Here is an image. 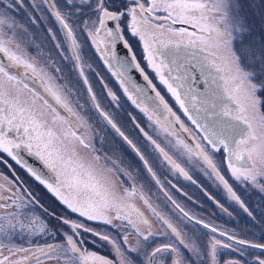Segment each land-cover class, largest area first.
Returning <instances> with one entry per match:
<instances>
[{
	"label": "snow or ice",
	"instance_id": "snow-or-ice-1",
	"mask_svg": "<svg viewBox=\"0 0 264 264\" xmlns=\"http://www.w3.org/2000/svg\"><path fill=\"white\" fill-rule=\"evenodd\" d=\"M66 4L74 7L77 12L90 11L95 17L94 19L89 17L84 21L87 37L96 51L101 54V59L110 66V70L112 65L120 69L118 75L116 72H113V75H117L128 99L144 113L149 122L167 136L176 138L173 146L182 150L181 155H186L189 161L195 160L197 164H202L206 171L210 169L208 174L215 176L230 197L240 203L242 208L243 203L221 175L213 159L215 152L223 150L226 153L227 168L232 177L264 193V156H260L256 145L249 146L254 141L264 142V135L258 137L254 123L258 121L259 126L264 128L262 101L257 95L264 90V48L249 47L239 54L232 48V42L237 34L243 36L248 31L247 21L241 15L240 0H143V2L142 0H66ZM11 7L12 5L9 4L8 8ZM50 8L54 10L55 18L62 26L64 43L67 45V51L71 53L65 55L61 52V55L67 60L75 61L73 67L78 69L83 83L88 85L89 81L84 72V68L88 65L83 62L81 45L73 29L66 22L65 15L57 10V5L52 3ZM208 13L212 14L211 19L216 21L215 25L207 23ZM125 18H129L126 27L131 36L137 37L142 42L145 60L159 83L165 86L183 115L195 126L196 134L192 143H187L182 138L181 133H188L189 128L152 85V81L136 62L135 54L131 55V60L116 55L114 49L118 41H123L124 47L132 53L131 46L122 34L121 22ZM108 21L115 23L114 29L108 27ZM176 24L190 25L194 31L188 32L183 27L174 28L173 25ZM17 29H23V25L18 24L5 13H0V153H6L17 164L22 163L18 156L22 147L35 155L55 173L56 182L50 183L36 171L31 169L30 171L67 209L87 221L110 226L118 235L120 233L123 235L117 238L106 230L97 231L83 223L61 218L62 223L70 227V232L62 233V242L46 243L34 249L17 246L11 242L15 236L39 235L47 233L48 229L38 216L21 211L26 207L24 197L12 192L7 198L12 200L11 205L0 203V208H16V211L0 216V264H26L33 257L35 264H44L42 257L59 261L60 264H157L158 260L163 262L165 256L172 260V264H220L221 249L238 253L239 257L243 258L229 257L224 260V264H264V243L239 239L197 219L195 220L197 224L203 223V227L212 233L218 232L219 236L227 237V241H232L228 243L212 236L202 247L196 238L188 237L152 207L142 186L137 188L133 183L120 192L115 182L111 181L103 170L97 169L91 163L85 164L79 159L67 156L68 150L64 141L68 140L69 136L78 140L83 147L93 148L95 151L85 139V134L91 131V125L82 114L83 106L78 100H73L75 95L73 88L68 83H55L63 77L54 75L53 71L60 73L61 69L54 63H45L38 68L36 58L29 59L26 50L21 51L22 45L16 36ZM204 33L208 35L204 36ZM52 39L55 40L56 37L53 36ZM56 47L61 48L62 45L57 43ZM211 47L228 48L231 54L228 71L231 76L224 82L225 87L219 104H214L213 111L209 112L206 101L196 96L187 84L188 76L184 69L187 56L197 59L200 52H205L207 54L202 58L204 71L209 75L212 70L222 71L216 63L218 58L216 53L209 51ZM192 49L197 51L193 52ZM133 67L141 72L148 85L152 87V91L156 93L155 99L147 97L151 101L150 105L146 106L144 103L145 90L133 83L128 76V72ZM29 81L38 83L42 90L33 87ZM230 83L232 87L227 86ZM25 90L31 93L32 105L21 102L20 97ZM87 91L93 107L131 145L132 142L120 132L107 113L100 109L90 85ZM108 95L112 101H117L118 98L114 93L109 91ZM37 101L41 102L42 109L48 110L47 113L34 110L33 106ZM61 110L66 115H62ZM46 114L52 116L51 125L58 122L67 125L62 137L54 131L47 119L42 118ZM176 125L179 127L176 128ZM136 127L140 128V125L136 124ZM80 129H84V132L81 133ZM140 131L144 132V129L140 128ZM144 135L172 169L186 179H191L165 148L146 132ZM209 145L211 150L208 149ZM133 148L135 149L134 145ZM135 150L144 161L147 171L159 185L160 181L148 166L147 160L138 149ZM73 155H75L74 150ZM94 159L99 160L100 157L96 156ZM105 159L112 165L108 168L109 172H116L119 176L127 171L118 167L115 160L107 157ZM127 175L131 177V173ZM0 191H10V189L0 185ZM164 194L172 200L167 192ZM131 197H139L161 222L164 228L163 236L169 237L172 242L161 243L151 252L145 250L146 246L143 242L155 234L151 231V225L144 218V214L135 203L131 202ZM4 199L5 197L0 195V201ZM172 202L175 204V201ZM176 207L180 206L176 205ZM244 210L248 211L247 208ZM180 211L188 220L195 219L183 209ZM28 212L30 213L31 209ZM248 214L252 215L250 212ZM137 221L148 226L147 234L137 226ZM82 232L96 238L92 241L95 246L108 245L111 255H100L85 247ZM52 235L55 236V233ZM129 235H135L137 238L134 245H129ZM5 249L7 255L4 254ZM246 249H255L257 253H253L252 259L249 260ZM18 253L28 255L13 259Z\"/></svg>",
	"mask_w": 264,
	"mask_h": 264
},
{
	"label": "flooded vegetation",
	"instance_id": "flooded-vegetation-1",
	"mask_svg": "<svg viewBox=\"0 0 264 264\" xmlns=\"http://www.w3.org/2000/svg\"><path fill=\"white\" fill-rule=\"evenodd\" d=\"M47 4L49 6V3ZM107 25L109 27V21L107 22ZM173 27L177 29L183 27L186 28L188 32L194 31V29L190 25L176 24L173 25ZM122 34L125 40H127L124 35V31ZM197 35H201V33H197ZM203 35L207 36L208 34L204 33ZM127 42L131 46L132 52L136 56V61L140 64V67L144 70V74L147 75L149 80L152 81V84L155 86L156 90L160 92V94L164 97L165 101L173 109V111H175L177 115L180 116L181 120L185 123V125L186 123H188L189 126L195 129V126L192 125L191 122L187 120V117L183 115V112L181 109H179V106L176 104L175 99L171 96L170 93L167 92L165 86L159 83V80L156 77L155 73L148 66L147 61L145 60V54L143 52L142 42H140L138 38L129 39L127 40ZM191 51L195 52L197 50L192 49ZM206 54L207 53L205 52H200L198 54L197 59H193L190 55L187 56V63L185 64L184 70L188 76L187 84L190 85L192 92L200 99L206 101V106L208 107L209 112H211L213 111V105L219 104L220 100L222 99V90L225 87L224 82L225 80H229L231 73L228 71V66L222 68L223 65H221L220 62L217 61L219 60L217 58L216 63L219 65L222 71L216 72L215 70H212L211 75H209V73L207 71H204L203 69L202 58ZM110 55L111 53H109V56ZM221 62L224 63V60L222 59ZM106 66L108 70L107 72L94 71L92 73L94 76H96V79L98 81L99 92L96 103H99L100 109L103 112L107 113L108 117L112 120V122L115 123L117 128L120 129V132H123L124 136H126L128 140L132 142V144L130 145L128 141L124 139L123 136H121L114 128H112V126L108 124L107 121L104 120V118L94 108L96 114L99 117L97 124L98 126L97 132L99 137L97 144L98 152L105 154L106 140L108 137L110 142L113 144L114 149L119 151L120 161L125 163L126 165L128 164L127 166L136 167L135 176L137 177V181L144 182V184L135 183L136 187L141 188L142 186V189L147 188L149 186L148 182L152 181V184H154L157 187V189L165 196L164 194L165 192H167L170 189L176 190L178 188V185L172 181L171 175H168L170 176L169 178L167 177V174L158 175L156 169L152 168V162H156V160L158 159L164 162L170 168L172 167L167 163V161L163 159V157L159 154V152L155 150L151 141H149L145 137L144 132H146L149 135V133L145 129L146 126L150 124L149 121L147 120V117L144 115L143 112L140 111L139 108L136 107V105H134L128 99L127 95L125 98L122 97L123 88L121 87L120 80L117 79V75L119 74L120 69L115 65H112L110 70V66L108 64H106ZM113 72H116L117 75H113ZM104 74H106L109 78L103 77ZM85 75L86 77L88 76L87 72H85ZM80 79L82 80L83 83V78L80 77ZM105 79L107 80L108 83L105 81ZM112 79L114 80L112 81ZM116 81L119 84L116 83ZM83 85L91 100L90 94L87 91L89 84L85 85L83 83ZM227 86L232 87L233 85L230 83ZM109 91H111L116 95V97L118 98L117 101L115 102L112 101L111 97L108 95ZM147 97L148 96L146 95L144 98V103L146 106L151 104V101L148 100ZM152 98L155 99L156 97H152ZM233 107L235 106L233 105ZM254 123L256 124L258 137L264 135V128H261L259 126V122L254 121ZM136 124H139L140 128L144 129V132H141L140 128L136 127ZM152 126L156 128L154 124H152ZM178 127L179 126L176 125V128ZM182 133L181 136L182 138H184ZM187 134L194 141L195 135L191 132L190 129ZM185 142L190 143L186 139ZM157 143H159L161 147H163V145L160 142L157 141ZM201 143L203 142L201 141ZM263 143L264 142L258 140L252 142L249 146L251 147L253 145H256L258 147ZM133 145L135 146V149H138L140 154L144 156L145 160H147L148 166L152 168V171L154 173L155 172L157 173L158 178L157 176L156 178L165 180L166 181L165 183H161L160 180H159L160 181L159 185L156 183V181L152 178V175L147 171L144 161H142L140 157L137 155V152L133 148ZM209 147L211 149L210 145ZM168 154L172 157L170 153ZM18 156L22 162L21 164H17L16 161L12 160L11 157L7 156L6 153H0V170L5 171L4 174L5 184H0V185H3L5 189H10V191H0V195H3L5 197V199L3 201H0V203H4V204L8 203L7 205H11L12 202L9 203V199L7 198L11 195L12 192H16L17 195L23 196L26 207L28 208L27 210L31 209L30 212L31 214L38 216L41 220L45 222L48 232L41 233L39 235H28V234H24L22 236L17 235L11 241L13 244L17 246L29 247L34 249L36 246H44L46 243L62 242L63 240L62 233L70 232V227L69 225H64L62 223L61 218H66L69 221L83 223L87 227L94 228L97 231L106 230L110 232L113 236H117V238L123 235V233H120L118 235L117 232L114 229H112L110 226H106L99 222L87 221L85 218L80 217L77 213H72L69 209L66 208L65 205H63L59 201V199L56 196H54L45 187L44 184H41L40 181L36 178V176L33 175L32 171H30V169L31 170L34 169L31 168L33 165L29 162L27 158H37V159L39 158L33 154H30L28 151L23 149V147L19 150ZM225 156L226 153H224L223 150H221L220 152H215L213 154V159L216 162L221 175H223L224 178L228 181L230 187L240 198V201L243 203L244 207L242 208L240 206V203L232 199L228 194L227 190L223 187V185L215 178V176H213L214 181L220 184V186L225 189L226 194L224 199H223V194L219 189H216L213 193L210 194L212 199L211 200L212 208L214 209L213 212V215L215 217L214 220L220 223V224H215V226L214 225L211 226H214L219 231H224L239 239L249 240L255 243H264V193L253 188L251 185L243 184L240 181H237L234 177H232L230 170L227 168V161L225 159ZM101 160L103 161L102 158ZM138 164L140 165V168H137ZM173 171L177 174L178 177L182 178L183 180H188L192 184H195L193 183V181L195 180L189 174L188 175L191 177V179H186L179 172L175 171L174 169ZM52 174L53 176L51 175V177H49L50 180H48V182L52 180L54 184L57 178L55 173L52 172ZM117 177H119L123 182V184L121 185L123 188L128 187L134 183L133 182L134 178L132 176L129 177L125 173H122L119 176L117 175ZM110 180L114 181L117 187L119 186L114 179L110 178ZM173 185H175V187H173ZM2 192H5V194ZM29 193H31V196H29ZM165 198L168 201H170L171 205L183 216V213L180 211L181 207L177 208L176 207L177 204L176 203L173 204L172 202L174 201L173 198L172 200H169L167 196H165ZM131 202L135 203L134 200H131ZM8 208L9 207L1 208L0 216H6L9 213L13 212L10 211ZM244 208H247L248 211L246 212ZM225 209L227 211H225ZM249 212L252 214L251 216L248 214ZM183 218L186 219L188 222L197 225L198 227H201V229L208 230L213 236H216L217 239H221L224 240L225 242L232 243V241H227V237L219 236L218 232L212 233L209 229L204 228L203 223L205 222L203 220L198 219L203 223L197 224L195 222L197 218L193 220H188L187 217H183ZM116 222L119 223V221ZM137 226H139L142 231L143 229H148L147 225H143L139 221H137ZM128 231H131V229H128ZM151 231L155 235L153 237H150L149 240L143 242L146 246L145 247L146 251L151 252L156 246H158L161 243L172 242V239H170L169 237H164L163 233H157L152 229ZM144 232L145 234H147V231ZM52 233H55V236H53ZM186 234L188 237H194V234L192 233H186ZM82 238L85 240V247H87L89 250L97 252L98 254L104 256L111 255L108 245L105 244L103 247H97L92 243V241L96 238L92 237L91 234L82 232ZM136 239L137 238L135 237V235H129L128 237L129 245H134L136 243ZM163 239H165V241H162ZM196 240L200 244V238L197 237ZM98 243H103V242L98 241ZM237 247L239 246L237 245ZM221 250L224 251V257L221 259L220 264H224V260L228 259L229 257L243 259L239 257L238 253H233L230 250H224V249ZM246 251L248 253L247 259L249 260H250L249 258L250 255H252L253 253H257V250L255 249H246ZM4 254L5 255L8 254L7 249H5ZM25 255L28 254L18 253L16 257H13V259H18ZM41 259L44 261V264H60V262L56 260H48L43 257ZM26 264H35V258L33 257L30 261L26 262ZM157 264H172V260L168 259L165 256L164 261L159 263L158 260Z\"/></svg>",
	"mask_w": 264,
	"mask_h": 264
},
{
	"label": "rangeland",
	"instance_id": "rangeland-1",
	"mask_svg": "<svg viewBox=\"0 0 264 264\" xmlns=\"http://www.w3.org/2000/svg\"><path fill=\"white\" fill-rule=\"evenodd\" d=\"M50 3H55L57 5V10L61 11L65 15V20L69 24V27L73 29V32L77 38V41L81 45V55L83 62L87 63L88 66L84 68V72H87V78L89 85L94 91L96 100L98 97V81L96 76L92 73L95 71H104L107 72V66L103 59H101V54L96 51L95 46L92 44L91 40L87 37V32L85 31L84 21L89 17L95 18L92 16L91 12H77L74 7H71L66 4V0H49ZM143 2V0H142ZM242 5L241 15L247 21L248 31L240 36L237 34L236 39L232 42V48L239 54L243 50L251 47L254 49L264 48V0H240ZM11 4L12 7L8 8V5ZM0 13H5L8 17L14 19L18 24L23 25V29L16 30V36L19 42L22 45L21 51L26 50L28 58H36L35 62L37 67H41L45 63H54L56 67L61 69L60 73L53 74L56 76H62L63 78L55 83H68L74 90L73 100H78L79 104L83 106L82 114L87 118L88 123L91 125V131L85 134L86 141L92 145L93 148H85L80 145L79 141L75 138L69 136L68 140L64 141L65 146L67 147V156H72L73 159H79L85 164L91 163L97 169L103 170L104 174L108 178L114 179L119 185L118 190L123 192L124 188L121 186L123 183L119 177H117L116 172H109L108 168L112 167L109 161H106L105 157L110 158V160H115L117 166L127 170L125 174L131 173V176L134 178L133 182L137 184H144V182L137 181L136 167L127 166L125 163L121 162L119 159V151L115 150L113 144L107 137L106 140V149L105 154L99 153L97 149L98 144V115L96 114L92 102L85 90V87L80 79L78 70L73 67L75 61H70L64 58L61 55V52H64L65 55H71L67 51V45L64 43L65 36L62 31V26L56 20L55 15L50 10L48 4L45 0H0ZM209 19L207 23L209 25H215L216 21L211 19L212 14L208 13ZM129 18H125L121 22V27L124 31V35L127 40L135 39L137 37L131 36L129 30L126 27ZM222 27V26H221ZM26 29V31L24 30ZM55 36L56 39L53 40L52 37ZM60 43L61 48H57L56 44ZM38 46V47H37ZM209 51L215 52L218 56L217 61L220 62L223 67L229 66L231 63V54L227 47H211ZM224 60V63L221 60ZM106 68V70H105ZM86 69V70H85ZM86 76V75H85ZM105 78H109L104 74ZM114 79H112L113 81ZM107 82V80L105 79ZM29 83L37 88L42 90L40 85L34 84L32 81ZM108 83V82H107ZM116 83H118L116 81ZM119 84V83H118ZM260 97L261 112H264V90L257 93ZM122 97L125 98L126 95L122 90ZM21 102L26 105H32V96L31 93L25 92L20 97ZM36 111L48 112L47 109L41 108V102L37 101L33 106ZM62 115H66L61 110ZM49 121V125L54 129V131L63 136L64 131L67 129V125L60 124L59 122L55 125H51L52 116L46 114L42 117ZM148 120V119H147ZM146 126V131L149 135L160 142L163 145V148L172 155V157L179 163L184 170L195 180V184H192L188 180H183L178 177L177 174L166 165L161 160H156L152 162V168L156 169L158 175L167 174L169 178L171 175L172 181L178 185L176 190H168L167 193L173 198L175 203L186 211L189 215L194 218L201 219L209 225L220 224L216 222L213 215L214 209L211 204V196L216 189H219L223 194V199L225 198V189L220 186L217 182L214 181L213 176L209 175V170H205V166L202 164H197L195 160L189 161L186 155H181V149L174 147L175 137L167 136L162 132L156 125L152 126V123ZM191 132L195 135V129L189 126ZM81 133L84 132V129L79 130ZM110 136V135H109ZM171 141V143H169ZM208 149L210 147L208 146ZM73 150L75 155H73ZM258 152L260 156H264V143L258 146ZM96 156H99L100 159H94ZM103 159V161L101 160ZM257 167H260L259 157L257 158ZM137 168H140V165H137ZM155 172L157 178L158 175ZM5 171L0 170V184H5ZM161 183H165V180H161ZM149 186L142 189L145 193V196L149 199V202L152 204V207L156 209L165 219H168L174 226L184 233L194 234V238H200V245L203 247L206 245L207 241L213 236L208 230L201 229L197 225H194L188 222L183 216L171 205V202L168 201L165 196L157 189V187L152 184V181H149ZM5 194V192H2ZM131 200L135 201L136 206L139 208L140 212L144 214L150 225L151 229L157 233H163L164 228L162 227L161 222L158 218L147 208L146 205L139 199V197H131ZM12 200H9V203ZM8 204V203H7ZM10 211H16L15 207H9ZM27 207L21 209L22 212L28 213L29 215H34L28 212ZM1 210V208H0ZM114 223H117L114 221ZM143 231H148V229H143ZM170 231V230H169ZM162 241H165L163 239ZM221 257H224V251L220 250ZM221 258V259H222ZM252 259V255L249 256ZM221 261V260H220ZM161 263V261H159Z\"/></svg>",
	"mask_w": 264,
	"mask_h": 264
},
{
	"label": "water",
	"instance_id": "water-1",
	"mask_svg": "<svg viewBox=\"0 0 264 264\" xmlns=\"http://www.w3.org/2000/svg\"><path fill=\"white\" fill-rule=\"evenodd\" d=\"M47 3H49V7L51 5L50 1L47 0ZM51 9V8H50ZM51 11L54 14V10L51 9ZM109 27L115 28V23L112 21H109ZM125 39V38H124ZM116 55L120 58L127 57L129 60H131L132 53H129L128 50L124 47L123 41H118L115 47ZM137 62V61H136ZM128 76L131 78L132 82L138 85L140 88H143L145 90V93L148 97H156V93L152 91V87L148 85V81L144 79V76L141 74L139 70L136 68H132L128 72ZM153 85V84H152ZM183 137L189 141L190 143L193 142L191 137L187 133H182ZM29 162L33 165L31 168L34 169L37 173L41 175V177L45 180H50L49 177L51 175L53 176L52 172L45 166V164L37 159V158H27ZM50 182L53 183L51 180Z\"/></svg>",
	"mask_w": 264,
	"mask_h": 264
}]
</instances>
